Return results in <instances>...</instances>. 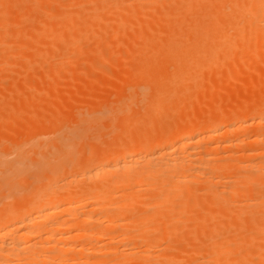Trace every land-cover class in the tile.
I'll use <instances>...</instances> for the list:
<instances>
[{"label":"rangeland","instance_id":"rangeland-1","mask_svg":"<svg viewBox=\"0 0 264 264\" xmlns=\"http://www.w3.org/2000/svg\"><path fill=\"white\" fill-rule=\"evenodd\" d=\"M33 1L30 2L28 0H9L7 2V4H5V2L0 3V30H1L0 31V67H1L0 68V79H1L0 80V88H1L0 89V98H1L0 99V109L1 110L3 109L2 111L0 110L1 111L0 115H2V116H0V156H1V158H4V159L6 158L5 160H9L7 162H10V161L12 162L13 160L16 159V156L13 153H14V151L18 150L19 148H21L23 150L25 155L28 154V157H29V158H27L28 163H30L31 161L34 162L40 158L51 157V156L56 157L62 151V148L64 147V145H66L65 147H67V144L69 145V142L71 144V141H73L72 144L69 146L73 147L74 148L73 150H75L76 152L74 151L73 157H71L70 159H68L66 161L67 164L65 165V169L61 171L63 174L61 172H60L61 175L58 174V175L62 176V178H63L64 176L66 177V172H67V174L69 172L70 173H75V172L78 173V171H74V170H76V169L78 170L79 166L81 167V165H83L85 163L87 164L88 162H90L93 159V157H92L93 154H95V153L98 154V156H100V154L105 155V154L111 153L114 156V158H117L116 156L119 154V152L121 153L123 149H125L126 147H128L129 145L132 144V141H131V140H133V139H131L132 137L134 138L136 143H140V141L142 140L143 137H144L143 139H145V138L153 139L157 135H159L162 128L172 126V123L174 125V122L177 123V122H179V120L184 119V118L191 119L192 118V117L190 118L191 115H193L194 121L202 120V119L210 120L209 121L210 124H213L214 122L216 123L217 119H222L221 116H223V117L227 116L225 118V122L228 121L227 123L231 124L229 122L235 121V120L231 121L232 119H230V116H232L233 114H239L238 120L244 121L245 119H248V118L251 119V117L254 118L255 115H256V117H258L259 112H262L259 109L264 108V58H263L264 57L263 56L264 55V46H263L264 45V35H263L264 34V21H262V20H261V22L259 21L260 24L258 23V21L254 22L256 24H254L252 22L254 24V27H255L254 30L257 32V33L255 32V34H257V35L250 33L249 31L246 32V30H249V27L252 25V23H250L249 25L245 24L247 22H245V23L243 22L242 25L240 24L241 25L240 28L244 29V30L239 29L241 31L240 33L241 34L243 33L242 34L243 36L241 34H237L239 30L238 31L236 30L237 33H234L235 29L233 27H236V26L239 27V26H238L237 22H235L233 24V22H230L231 20L229 21V19H231L230 17L232 16L231 10L228 9V11L226 10L227 12L223 11L225 8L224 7H223L224 9L220 8L219 7L220 4L219 5L217 4V3H219L220 0H217V1L216 0H205V1L203 0L204 2L208 3V5L201 0V3L203 2V4H204L203 6L198 1H197V3H199V4L195 3L192 6L191 3L188 2V0H181V1L180 0H163V1L158 0V3H157V0H151V1H149V0H145V1L144 0H135V1L134 0H90V1L89 0H72V1L71 0H35L33 3L34 5L32 4ZM183 1H184L185 6L190 4L187 6V8H189L188 10L185 9L186 7H184L185 10L183 9V6H182V5H184ZM25 2L27 4H25ZM143 2H144V4H143ZM146 2L147 3L151 2V3L145 4ZM152 2L155 4H153ZM18 3H19V5H18ZM67 3H69V4H67ZM132 3H134V5H133L134 8L132 6ZM160 3H161V5H160ZM214 3H216L215 4L216 6L218 5L219 10H217ZM172 4L173 5L175 4V8L173 7ZM9 5H11V6H9ZM194 5H197V6H194ZM136 6L138 7L137 8L138 11H136L137 10ZM140 6L142 7V9L140 8ZM6 7H7V9H6ZM124 7H127V8H124ZM130 7H131L132 11H130L131 10ZM210 7H211V9L216 8L217 11H214V10L212 11L210 9ZM194 8H196V9H194ZM146 9H148V10H146ZM207 9H208V11H207ZM133 10H134V12H133ZM182 10H184V11H182ZM115 11H117V12H115ZM118 11H119V13H118ZM150 11L152 13H150ZM162 11L163 12L166 11L169 14L164 12V15H165L164 16ZM177 12H179L180 14ZM216 13H217V15L219 14L218 15L219 17L216 15ZM228 13H229V15H227ZM138 15L141 19L139 17H137V18L135 17ZM143 15H146V16H143ZM224 15L227 18H225ZM155 16H156V18H155ZM167 16H169L168 18H170V17H174V18H170V19L167 18V20H166ZM131 20H133L134 22H131ZM157 20H158V22H157ZM66 22H68V24L69 23L70 24L68 25ZM119 22H121V23H119ZM197 23H198V25H197ZM223 23L226 25H224ZM211 24H212V26H211ZM229 24H233V25H229ZM125 26H127V27H125ZM123 28H124V30H123ZM198 29L200 30L201 33L198 31ZM202 29H205V30L203 31ZM227 29H229V30H227ZM236 29H238V28H236ZM64 30H66V32ZM115 32H118V33H115ZM223 32L226 33L227 36H226V34H224L225 36H223ZM215 34L219 37H217ZM197 35L200 37H198ZM203 35H206V36H203ZM220 35H221V37H220ZM246 35H248V37ZM190 36H192V37H190ZM193 36H195V37H193ZM201 36H202V38L203 37L204 38L202 39ZM212 36L214 38L215 37H217V38L213 39ZM233 36H234V38H233ZM237 37L244 39L243 40L244 42L241 41L242 39H237ZM261 37H263V38H261ZM112 38H113V40L115 39L114 40L115 42L112 40ZM228 39H229V42H228ZM235 39H237V40H235ZM94 40H96V41H94ZM82 41H84V42H82ZM10 42H12V43H10ZM211 42L214 46L211 44ZM32 43H34L35 45H33ZM181 44H182V46H180ZM232 44H234V45H232ZM33 46H34V48H33ZM173 46H174V48H173ZM200 46H201V48H199ZM215 47L217 49H215ZM207 48H209L210 52L206 51ZM201 50H202V53H205V54L202 55L200 53ZM102 51H103V53H102ZM213 51H214V53L216 52L214 59H215V61L218 60L219 64L216 63L217 61L216 62L212 61L213 57L211 60L210 56H211V53ZM184 52H186V53H184ZM123 53L125 56L122 55ZM191 53H193V54H191ZM196 54H197V56H196ZM205 55H206V57H204ZM115 56H117V57H115ZM234 56H235V58H234ZM194 57H196V58H194ZM208 57H210V60ZM184 59L186 62H184ZM201 59H202V61H201ZM199 60H200V63H199ZM226 60H227V63H226ZM209 61L216 63V65H214V64H212V65L216 69L217 72L213 71L215 69L213 68V70H212L211 66L210 67L207 66V65H209V64H207V62L210 63ZM55 62H56V64H55ZM187 62H188V64H187ZM135 63H136V65H135ZM211 63H210V65H211ZM221 63H223V64H221ZM26 65H27V67H26ZM50 65H51V68H50ZM4 66H6V67H4ZM8 66H10V67H8ZM67 66H69V67H67ZM202 66L206 67V68L208 67V69H206V68L202 69ZM193 67H196V68L193 69ZM197 67L201 68L203 71L198 69ZM237 67H238V69L240 68L239 71H238ZM218 68H219V71H218ZM196 69H198L201 72H199ZM192 70H194V71L192 72ZM209 70H210V72H209ZM235 70H237V71H235ZM261 70L263 71L262 73H260ZM124 71H125V73H123ZM205 71H206V73L204 74ZM221 71H223V72H221ZM7 73H9V75ZM10 74H12V75H10ZM51 74H52V76H51ZM188 74H190L191 76H189ZM210 74H211V76H210ZM213 74H214V76H213ZM228 74H229V76H228ZM45 75H47V76H45ZM169 75H170V77H168ZM192 75L195 76V78ZM203 75H204V77H203ZM254 75L256 77H254ZM181 76H183V77H181ZM186 76H187V79H185ZM242 76L244 78H242ZM120 77L121 78L123 77V78L121 79ZM228 77L231 79H229ZM24 78H26V79H24ZM38 78H40V81ZM55 78L57 79V81L55 80ZM193 78H194V81H193ZM202 78H205V79L203 80ZM247 78H248V80H247ZM211 80H215V81L211 82ZM222 80L224 82H222ZM228 80H230V81H228ZM112 81H114V82L112 83ZM126 81H129V82H126ZM186 81L187 82L189 81V83H186ZM191 81L195 82L194 83L195 87H194L193 83L191 85ZM202 81L203 82L205 81V82L202 83ZM206 81L210 82V84L208 83V85H207ZM246 81H247V83H246ZM4 82H7V83H4ZM180 82H181V84H180ZM200 82L202 83L201 85H200ZM216 82H217V84H215ZM162 83H163V85H162ZM182 83H183V85H182ZM71 84H74V85L71 86ZM197 84H198V86L196 87ZM209 85H211V86H209ZM216 85H218V86L216 87ZM201 86L204 87L203 89L204 90L206 89L207 92L203 91ZM243 86H244V88H243ZM41 87H43V89H41ZM151 87H153V88H151ZM245 87H246V89H245ZM254 87L256 90H254ZM95 88H97V89H95ZM104 88L107 89L108 91L103 90ZM128 88H130V89H128ZM212 88L216 93L214 91H213L214 93L212 92ZM177 90L179 93L177 92ZM243 90H245V91H243ZM202 91L204 93H201ZM26 92H27V94H26ZM192 92H194L196 95ZM198 92H200V94ZM6 93H8V94H6ZM36 93H38V97H37ZM162 93H164L165 95H163ZM168 93H170V94H168ZM205 93H206V95H205ZM33 94H36V95H34V99H32ZM103 94L106 95V98ZM184 94H186V95H184ZM189 94H193V95L191 96ZM202 94L204 96H202ZM176 95H178V96H176ZM199 95L201 98L198 97ZM39 96H40V98H39ZM161 96L166 97L165 99L163 98L164 100H162V102L164 101V103L166 105L171 104L172 106L169 105L166 107V109H165V107L164 108L162 107L164 109V111H162L163 114L161 112L158 113L160 115L159 116L158 114L156 115L154 113V112H156L157 109L154 110L153 107H156L157 104H158L157 106L161 107L159 104L161 102L160 101ZM196 96H197V99H196ZM209 96L210 97L212 96L211 99L209 98ZM19 97L20 98L22 97L21 99L24 98V101L21 102V99ZM25 97H27V98H25ZM185 97L188 98V100H184V99H186ZM218 97H219V99H217ZM179 98H181V100H178ZM41 99H44V101ZM175 99L178 100V103H180V105H181V103H183L182 106L185 105L184 102L186 101L185 102L186 105L183 107V108H185L184 112L186 111L185 114L184 113L182 114V112H179V110L180 111H183V110L180 109L181 106L178 107V105H176L178 103L176 102ZM193 99L195 100V103L197 106L195 104L193 105ZM199 99H201V100H199ZM204 99L209 102V105L207 104L206 101L205 102L203 101ZM223 99L226 101H224ZM35 100H37V101H35ZM165 100H167V101H165ZM170 100H171V102H170ZM182 100H184V102H181ZM6 101L8 103H6ZM25 101H27V102H25ZM190 101H191V103H190ZM71 102H72V104H71ZM173 102L175 103L176 106H173L174 105ZM34 103H36L35 104L36 108L34 107ZM53 103H56V104H53ZM66 103L68 105H66ZM227 103H229V104H227ZM41 104L44 108L41 106ZM161 104L163 105V103H161ZM251 104L253 105V107L251 106ZM215 105H217V106H215ZM224 105H226V106L224 107ZM3 106H4V108H3ZM6 106H7V108H6ZM27 106H28V108H27ZM194 106H196V107H194ZM212 106H214V107H212ZM216 107H217V109H216ZM34 108H35V110H34ZM48 108L51 109V111H48ZM63 108H65V109H63ZM79 108L81 111L79 110ZM175 108H177V109L179 108V110L176 112L177 109L175 110ZM190 108H192V110ZM4 109L6 111H4ZM46 109H47V111H46ZM73 109H74V112H73ZM129 109H131L132 111ZM219 109L221 110V112L225 111V112H222L224 114L221 116H219L220 114H222V113H220ZM244 109H245V111H244ZM255 109H256V111L254 112ZM11 110H13L14 112ZM29 110H30V112H29ZM42 110H43V112H42ZM61 110L63 111V113ZM65 110H66V112L64 113ZM216 110H219V112ZM15 111H16V113H15ZM126 111H128V112H126ZM152 111H153V114L156 115V116H154L156 119L154 117L150 119V117H152L151 116ZM189 111H192V112H189ZM238 111H239V113H238ZM39 112H40V114H38ZM20 113H23V114H20ZM198 113H199V117H198ZM218 113H220V114H218ZM229 113H231L232 115H228ZM241 113H243V116H241L242 115ZM11 114H12V116H11ZM25 114H26V116H22ZM9 115H10V117H9ZM15 115H17V117ZM75 115H76V117H75ZM183 115H185V116L183 117ZM30 116H32V117H30ZM148 116H149V118H148ZM5 117L7 120L8 119L9 120L7 121L5 119ZM179 117H181V118L179 119ZM88 118H90V119H88ZM161 118H162V120H161ZM146 119H147V121H146ZM170 119L171 120L173 119L172 120L173 122ZM175 119H178V121ZM76 120H78V121H76ZM11 121H13V122H11ZM28 121L31 124V126H33L32 129H31V126L28 123ZM80 121H81V123H80ZM96 121H97V123H96ZM168 121H171V123ZM61 122H63V123H61ZM21 123H22V125H21ZM151 123L153 124V126ZM19 124H20V126H19ZM61 124L62 125L64 124L63 125L64 127ZM5 125H7V128ZM9 125L12 128L10 130L8 129ZM28 125L30 127L29 129L35 130V131H33V132L31 131L32 132L31 133L30 130L28 129ZM145 125H147V126H145ZM59 126H60V128H58ZM253 126H249L247 128L248 132L246 130H245L246 132L243 130V131H241V133H246L245 135H247V134L251 135L254 133H258V132H264V126H260L258 124L257 125L255 124ZM87 127L90 128V131H87L86 133H84L85 132L84 131L83 132L84 134H82L81 131H83V128L86 130L89 129ZM92 127H94L95 129ZM150 127H153V128H151L150 130L147 129ZM13 128L15 130H18L19 132L15 133V130ZM157 128H161V130L157 129ZM154 129H155L156 133L154 132ZM24 130H25V132H24ZM114 130H116V131H114ZM151 130H153V131L150 132ZM157 130L158 131L160 130V132H158ZM131 131H132V133H130ZM95 132L96 133L99 132V133H97L95 135V134H93ZM20 133H21V135H19ZM80 133L82 134V137H81ZM150 133H153L154 136H153V134L151 136ZM89 134H92L93 137ZM140 134L141 135L143 134L142 138H141ZM23 135H24V138H23ZM83 135H85V138ZM228 135L232 137V134L230 135V133H228ZM8 136H10V138ZM76 136H78V137H76ZM224 136L228 138L227 133H226V135L224 134ZM247 136H244L241 138L244 139ZM75 138L78 139L77 143H76ZM32 139H33V142H31ZM39 139H41V140H39ZM71 139H73V140H71ZM94 139H96V140H94ZM139 139H141V140H139ZM78 141H81L82 143L78 142ZM128 141L130 142V144ZM56 142H58V144ZM62 142L64 143V145L62 146V148H60L61 147L60 145H62ZM65 143H67V144H65ZM246 144H248V146L246 145L245 149L247 147L249 149V151L246 149L248 152L244 153L242 155V157L245 160L247 159V161H249V162H247L248 165L249 164L254 165V167L251 165L254 169L256 168L254 174H256L258 172L260 175L259 171H264V169H263L264 155L263 156H252L253 153L251 154L250 152H251V150H252V152L257 151L258 148L261 149V146L258 147L259 146L258 142H255V143L252 142V144H251V142H247ZM261 145H262V143H261ZM262 146H264V144ZM32 147H33V149H32ZM255 148H257V149H255ZM253 149H255V150H253ZM234 150H235V148H234ZM236 150H237V148H236ZM240 150H237V152H239ZM243 150H244V147H243L242 151ZM246 150H244V151H246ZM261 150H264V149H261ZM248 153H250V155ZM118 157H120V155H118ZM242 157H241L242 161H245ZM241 159H240V161H241ZM72 161H73V163H72ZM85 161H87V162H85ZM260 164L261 165L263 164V165L261 166ZM32 165H33L32 166V168H33L34 164H32ZM71 166H73V168H71ZM250 167H248V168H250ZM252 167L250 169V172H251V170H254V169H252ZM260 167L263 170H260L261 169ZM242 169H240V170H242ZM240 170H239V172H242ZM245 170L246 169H244V172L248 171V173H250L249 170H247V171H245ZM240 174H242V173H240ZM243 174L244 175H241V176H245V173H243ZM58 175H57V177L55 176L54 178H52V180L53 179L57 180V178L60 179L59 178L60 176L58 177ZM251 175H252V173H251ZM262 175H264V173L261 174V176ZM242 178L244 179V177H242ZM231 179H233V176L231 177ZM234 179H233V181H234ZM47 181L45 183H47ZM230 181L231 180H229L228 178H224V181L222 180L223 185H220V187L221 186L222 187L219 188V191L221 190L223 192L225 189H227L225 187L229 186ZM25 184L27 186L24 185V187H26V189H24V191L27 190V188H29V187H31V188L33 187V186H30L33 183L31 180H29V178H28V182H26ZM40 184L42 185V183H40ZM224 184L225 185L228 184V186H224ZM35 186H39V185H35ZM223 186H224V188H223ZM19 187L23 189V187H21V186H19ZM240 188H241V186H240ZM3 191H4V189L1 188V186H0V193H2ZM224 192H223V194H227ZM263 192H264V190H263ZM20 193L23 194L24 192H20ZM22 194H20L19 197L16 196V198L8 196L10 199L9 198L4 199L3 202H5V203H4V205H2L3 202H2V204H0V205H2V206H0V211L2 210L3 213H4V210H5V213L8 212L7 210H9V206L14 205L15 199H16L15 206H20L21 205L20 203L21 202L23 203L25 201V199H24V201L22 200L25 197V196L23 197ZM244 195H246L248 199L246 198V196L244 197ZM250 195H251V197H249ZM252 195L253 194H251V193L240 194L237 197H234L235 200L233 197H230V199L227 198V200L224 198L225 199V202L223 200L224 207H226L227 205H228L227 207H229V204L231 206V203L234 204L236 202V204H239V205H236L237 207H235V205H234V207L237 208V211H240L241 208L239 209L238 206L241 205V207H243L244 204L246 205L247 203H249V204L255 203L253 201H254L256 195L255 194H254L255 196H252ZM21 197H23V198H21ZM239 197H241V198H239ZM185 198L186 197H182V198H179L178 200L181 199L180 200V203H181V201L183 199H184V201L187 200ZM17 199H19V201ZM243 199H245L246 202ZM240 201L245 202V203H241ZM148 202L150 204L151 201H148ZM187 202L188 201H186V203ZM226 202H227V204L225 206ZM147 203H145V204H147ZM177 203H178V201H177ZM180 203H178V204H180ZM142 204H144V203L140 202V204L136 203L134 205L135 207L137 205H139V206L141 205V208L138 206L136 207L137 209L140 208V210H137L134 208H133L134 210L131 208L128 209V210H130V211L127 210L130 213L129 215H132L136 211L137 216L140 217L142 220V218H143L142 216L145 214V213L143 214V212L145 210H143L142 212H141V210L146 208V206H148V205L145 206ZM168 204H170V203H168ZM166 205H167V203H166ZM169 206H171V204ZM219 206L216 209L218 212L214 213V215H212L211 218L207 217L205 219L206 223L202 225L203 228H201V227L199 229L196 228V231H194L195 228L193 230V227H195V224H193L192 220H194L197 213H201V211H199V212H197V211L199 209L203 211V209L201 206H198V210H197V207H193V209L190 208V210L192 209V211H190L191 213L188 214L189 217H187V216L186 217L188 218V221L191 224L187 223L188 226H186V225L184 226V227H186L184 229V232H182L183 229H181V230L177 231V233H175L176 235L171 234L172 236H170L171 238L169 241H168V238L166 241L163 240L162 238H159L160 233H162V231H164L163 227H165V224H164V222L163 223L162 222L156 223L159 221V220L156 221L157 218L159 219V214H157L158 212L153 213V210H152V212H148L146 214V215H148L149 213L150 214L152 213L151 214L152 219L156 218L152 222V223H156L152 227V229H150L149 231H145V233H144L143 231L140 230L141 228L138 229L139 227L133 228V224L136 226L135 222L138 221V219L135 221V219L138 217H136V213H134L133 215H135L136 218L134 216H132L135 219L133 218L131 221H128L130 226L127 227V229H125V231L129 233L132 230L135 233L134 234L135 236L136 235L137 236L138 235H146V233L151 234L154 237L158 236L159 240L162 239V241H164L163 244H161V243L159 244L160 250L163 249L165 253L168 252L169 254H171L173 259L175 260V262L180 260L181 264H188V263H190V257H193V258L195 257V259L198 257L199 261H203V260H205V256H207V254H208L207 250H206V248L208 246H206V248H205V245H208L207 243L211 239L209 237H212V239L214 241V240H216V238L218 236L219 237L221 236L224 238L226 237L229 239L230 235H231V237L234 238V240L239 241L238 239H240V237H242V235L241 234L239 235L238 231H240V232L243 231V228L245 229V227H247L246 225H248V222H246V221L249 219V217L248 218L246 217L245 218L246 221L244 223H242L243 225L241 224V225L237 226V228L235 225L228 224L229 222L227 223V221L230 220L229 219L230 217L224 216L222 213H221L222 215L219 214V212L223 211V209H224V207L221 209L222 205H219ZM2 207H4V208L2 209ZM166 207L164 208V210L169 212V210ZM227 207H226V209H227ZM234 207H232L234 212L232 211L231 208L228 209V211L230 210L229 212L231 213V215L234 214V216H235V214H236L238 216L239 212H237V211L235 212ZM243 208H245V206ZM249 208H251V206L247 207V209L246 208L245 209L248 210ZM226 211L227 210H225V212ZM1 212H0V215L2 214ZM138 212H139V214L142 213L141 214L142 216L138 215ZM5 213H4V215H5ZM101 213H102V211H101ZM159 213H161V212H159ZM166 213H164V214H166ZM241 213L243 214V212H241ZM99 216H101L100 213H99ZM151 216H149V217H151ZM213 216L214 217L216 216L217 218H214ZM220 216H222L225 220L223 218H222L223 219L222 220ZM237 216H235V217H237ZM181 218L184 219V217H182V216H181ZM181 218H178V220ZM143 219L146 220L145 217ZM182 219L179 221H182ZM216 220H218L219 222L218 221L216 222ZM221 220H222V222H220ZM232 220L234 221V217H232ZM232 220H231V222H232ZM256 220L258 221V218L255 219V221ZM209 221L210 222L215 221V222L209 223ZM249 221H250V219H249ZM204 222L205 221H203L202 223H204ZM250 222H252V220ZM252 223H254V221ZM211 224L212 225L214 224L215 227L212 226ZM218 224H220V225H218ZM204 225H205V227H204ZM228 225H230V227ZM221 226L224 228H221ZM218 227L220 228L219 232L222 230V233L224 232L223 234H221V232H220L219 234H216L217 236H215V235H213L212 232H211V234L209 233V231H211L212 229H215L214 231L216 232V228H218ZM249 228H250V225H249ZM249 228H248V231L250 232L252 227L250 228V230H249ZM208 229H211V230L207 231ZM237 229H238V231H236ZM128 230H130V231H128ZM246 230L247 229L244 230V233L243 232H241V233L243 235L245 233H248V231H246ZM132 231H131V233H132ZM139 231H141V232H139ZM204 231H207L206 233L209 235V237L206 236L207 234H205ZM153 232H155V233H153ZM201 232L206 237L202 236V234H200ZM178 233H181V234L177 235ZM216 233H218V231ZM250 233H252V231ZM193 234H195V235H193ZM228 234H229V236H228ZM249 234H247V235H249ZM137 236H136V238H138ZM197 237H198V239H197ZM219 237L217 238L218 241H220L219 239H221V237L220 238ZM237 237H239V238H237ZM245 237H246V234H245ZM251 237H253V236L251 235L250 238ZM224 238H222V239H224ZM226 238L224 240L228 241ZM139 239H142V238L139 237ZM139 239H137V240H139ZM212 239L210 240L211 242H212ZM78 240H80V239L74 240L77 243H75L74 241H72V242H74L75 244H79V242H81V241L78 242ZM137 240L135 239V241H137ZM248 240H249V238H248ZM91 241H92V239H91ZM135 241L131 242V244L128 242L131 246H133V247H131L129 245L131 247L130 249L135 250V248H136V250H140V249H142V247H144V246H142V243H141L142 240H140L139 242L137 241V243H138L137 245L134 244ZM198 241L201 244L198 243ZM229 241H231V240H229ZM251 241L250 242L248 241V243L250 244ZM253 241L255 242L256 240H254V238H253ZM245 242H244L245 246L248 247L247 246L248 243L246 245ZM120 243H122V242H120ZM120 243H118V244H120ZM125 243L126 242H124V244ZM128 243H127V245H125L127 247H124V244L122 243L123 247L129 248ZM256 243H258V242L256 241L255 244ZM92 244L95 245L96 241H93ZM115 244H112L110 246V249H107L108 248L107 247L104 250V252L103 251L102 252L97 251L99 254L97 252H96L97 254H93V251H90L92 253L91 254L92 256L91 255H89V256H91L92 260L89 259V257L87 258L88 254H90V253H88L85 256L86 258L85 257L84 258L89 259L91 261L90 262L88 260V262H89V263L87 262L88 264H105V263L106 264H118L117 261L115 260L116 257H114V259L112 257L114 254H116L115 253L116 251H114V250H117V248L114 249ZM118 244H117V247H118ZM132 244H134V245H132ZM90 245L91 244L88 243L87 247ZM156 246H158V245H155V247ZM250 246H252V245H250ZM120 247H118V248L120 249ZM161 247H162V249H161ZM252 247L254 248L255 246H252ZM256 248L257 247H255L253 250L257 252L259 247H258V249H256ZM106 250H108V251H106ZM156 250H157V247L155 249H153V252L156 255H158L161 252L160 255L162 258L165 256L168 257V254H166L165 256L162 255V254H164V253H162L163 250L162 251H160V250L156 251ZM239 250H237V252H233L234 255H236L235 253L238 254V252H240V253L242 252ZM188 251L189 252L193 251V253L191 252V254H194V252L196 254L191 256L188 254L189 253ZM156 252H158V254ZM233 253H231V254H233ZM250 253H251V250L249 251L248 255ZM71 254H73V256H74V253H71ZM186 254H188V255H186ZM70 255H69V258H71ZM75 255H76V253H75ZM77 255L79 256L81 254L77 253ZM77 255H76V257H78ZM182 255H184V256H182ZM255 255L256 254L252 255V257H254ZM188 256H190V257H188ZM250 256H251V254H250ZM76 257H74V258L77 260H80L81 263H82V261L84 263H85V261H87V260L79 259L80 256H79V258H76ZM181 257H183V258H181ZM74 258H71V259L73 260ZM93 258L95 260H93ZM187 258H189V259H187ZM202 258H204V259H202ZM261 258H262L263 262L260 261ZM261 258L258 260V263L264 264V259H263L264 257H261ZM72 260L70 261V263H74V261H72ZM77 260H75V261H77ZM185 261H186V263H184ZM180 262L178 261V263H180ZM133 264H135V263H133ZM138 264H141V262H138ZM142 264H143V262H142Z\"/></svg>","mask_w":264,"mask_h":264},{"label":"bare ground","instance_id":"bare-ground-1","mask_svg":"<svg viewBox=\"0 0 264 264\" xmlns=\"http://www.w3.org/2000/svg\"><path fill=\"white\" fill-rule=\"evenodd\" d=\"M9 0H0V3H4L7 4ZM28 1H33V0H28ZM35 1V0H34ZM34 1L32 2V4L34 3ZM72 1V0H71ZM90 1V0H89ZM135 1V0H134ZM133 1V2H134ZM145 1V0H144ZM151 1V0H149ZM163 1V0H162ZM181 1V0H180ZM197 1L199 3H201V0H188L189 3H191V5L193 6V4H199L197 3ZM203 1V0H202ZM205 1V0H204ZM203 1V2H204ZM217 1V0H216ZM13 2V1H12ZM15 2V1H14ZM68 2V1H67ZM74 2V1H73ZM137 2V1H136ZM135 2V3H136ZM139 2V1H138ZM203 2L201 3V5L203 6ZM215 2V1H214ZM72 3V2H71ZM105 3V2H104ZM151 3V2H149ZM149 3H145V4H149ZM153 3V2H152ZM158 3V0H157ZM178 3V2H177ZM181 3V2H180ZM206 3V2H204ZM25 4H27L25 2ZM69 4V3H67ZM73 4V3H72ZM114 4V3H113ZM144 4V2H143ZM155 4V3H153ZM182 4V3H181ZM184 4V1H183ZM208 5V3H206ZM205 4V5H206ZM216 3H214L215 5ZM218 5L220 4V8H223V11H228L231 10V19H229L230 22H233V24L235 22H237L238 26L237 27H233L235 29L234 33H237V31L240 30H244L243 28L241 29L240 26L243 24V22H247L245 24L249 25L250 23H254L255 21H258V23L260 24L261 20L264 21V0H220L219 3H217ZM19 5V3H18ZM34 5V4H33ZM92 5V4H91ZM100 5V4H99ZM134 5V3H132V6ZM151 5V4H150ZM159 5V4H158ZM161 5V3H160ZM173 5V4H172ZM180 5V4H179ZM187 5V4H186ZM190 5V4H188ZM187 5V6H188ZM210 5V4H209ZM218 5L216 6L217 10L218 9ZM11 6V5H9ZM131 6V5H130ZM166 6V5H165ZM183 9L184 7H186L185 9H189L187 8V6L182 5ZM197 6V5H194ZM8 7V6H7ZM6 7V9H7ZM24 7V6H23ZM69 7V6H68ZM168 7V6H167ZM173 7L175 8V4L173 5ZM181 7V6H180ZM190 7V6H189ZM208 7V6H207ZM214 7V6H213ZM13 8V7H12ZM102 8V7H101ZM127 8V7H124ZM134 8V6H133ZM138 7L136 6V9ZM140 8L142 9V7L140 6ZM153 8V7H152ZM162 8V7H161ZM205 8V7H204ZM215 9H210L213 11H217ZM9 9V8H8ZM60 9V8H59ZM131 9V7H130ZM129 9V10H130ZM158 9V8H157ZM184 9V10H185ZM196 9V8H194ZM78 10V9H77ZM124 10V9H123ZM148 10V9H146ZM145 10V11H146ZM175 10V9H174ZM173 10V11H174ZM178 10V9H177ZM182 10V11H184ZM186 10V11H187ZM222 10V9H221ZM132 11V9L130 10ZM138 11V9L136 10ZM152 11V10H151ZM150 11V13H152ZM154 11V10H153ZM158 11V10H157ZM208 11V9H207ZM222 11V12H223ZM226 11V12H227ZM59 12V11H58ZM61 12V11H60ZM117 12V11H115ZM122 12V11H121ZM134 12V10H133ZM148 12V11H147ZM146 12V13H147ZM161 12V11H160ZM163 12V11H162ZM166 12V11H164ZM163 12V15H164ZM169 12V11H168ZM210 12V11H209ZM119 13V11H118ZM145 13V12H144ZM149 13V12H148ZM147 13V14H148ZM167 13V12H166ZM179 13V12H177ZM220 13V12H219ZM95 14V13H94ZM97 14V13H96ZM101 14V13H100ZM123 14V13H122ZM130 14V13H129ZM132 14V13H131ZM169 14V13H167ZM180 14V13H179ZM210 14V13H209ZM208 14V15H209ZM214 14V13H213ZM5 15V14H4ZM23 15V14H22ZM215 15V14H214ZM217 15V13H216ZM219 15V14H218ZM217 15V16H218ZM229 15V13L227 14ZM19 16V15H18ZM30 16V15H29ZM49 16V15H48ZM96 16V15H95ZM105 16V15H104ZM130 16V15H129ZM146 16V15H143ZM152 16V15H151ZM165 16V15H164ZM205 16V15H204ZM213 16V15H212ZM5 17V16H4ZM12 17V16H11ZM50 17V16H49ZM124 17V16H123ZM136 18L139 17L135 16ZM169 16L166 17V20ZM181 17V16H180ZM179 17V18H180ZM211 17V16H210ZM215 17V16H214ZM219 17V16H218ZM225 17V15H224ZM6 18V17H5ZM71 18V17H70ZM73 18V17H72ZM134 18V17H133ZM140 18V17H139ZM156 18V16H155ZM170 18H174V17H170ZM168 18V19H170ZM227 18V17H225ZM97 19V18H96ZM132 19V18H131ZM141 19V18H140ZM158 19V18H157ZM209 19V18H208ZM235 21H234V20ZM125 20V19H124ZM128 20V19H127ZM136 20V19H135ZM177 20V19H176ZM199 20V19H198ZM211 20V19H210ZM222 20V19H221ZM220 20V21H221ZM95 21V20H94ZM119 21V20H118ZM126 21V20H125ZM130 21V20H129ZM150 21V20H149ZM191 21V20H190ZM215 21V20H214ZM225 21V20H224ZM260 21V22H259ZM131 22H134L133 20H131ZM158 22V20H157ZM207 22V21H206ZM223 22V21H222ZM242 22V23H241ZM68 24V22H66ZM97 23V22H96ZM121 23V22H119ZM213 23V22H212ZM249 27V30H246V32H250L255 34V27H254V23ZM70 24V23H69ZM68 24V25H69ZM95 24V23H94ZM124 24V23H123ZM137 24V23H136ZM154 24V23H153ZM224 24V23H223ZM233 24H229V25H233ZM241 24V25H240ZM244 24V25H245ZM263 24V23H262ZM96 25V24H95ZM198 25V23H197ZM207 25V24H206ZM226 25V24H224ZM193 26V25H192ZM210 26V25H209ZM212 26V24H211ZM246 26V25H245ZM261 26V25H260ZM39 27V26H38ZM127 27V26H125ZM130 27V26H129ZM232 27V26H231ZM230 27V28H231ZM182 28V27H181ZM208 28V27H207ZM238 28V29H236ZM247 28V27H246ZM133 29V28H132ZM263 29V28H262ZM96 30V29H95ZM124 30V28H123ZM175 30V29H174ZM203 31L205 29H202ZM201 30V31H202ZM229 30V29H227ZM237 30V31H236ZM238 31L237 34H241V31ZM258 30V29H257ZM1 31V30H0ZM66 32V30H64ZM99 31V30H98ZM181 31V30H180ZM198 31L200 32V30L198 29ZM216 31V30H215ZM233 31V30H232ZM147 32V31H146ZM226 32V31H225ZM228 32V31H227ZM7 33V32H6ZM118 33V32H115ZM151 33V32H150ZM183 33V32H182ZM201 33V32H200ZM206 33V32H205ZM220 33V32H219ZM232 33V32H231ZM230 33V34H231ZM257 33V32H256ZM262 33V32H261ZM52 34V33H51ZM50 34V35H51ZM180 34V33H179ZM199 34V33H198ZM222 34V33H221ZM223 32V36H225ZM243 34V33H242ZM241 34V35H242ZM249 34V33H248ZM263 34V33H262ZM4 35V34H3ZM44 35V34H43ZM113 35V34H112ZM160 35V34H159ZM201 35V34H200ZM207 35V34H206ZM203 35V36H206ZM212 35V34H211ZM216 35V34H215ZM240 35V36H241ZM257 35V34H255ZM264 35V34H263ZM34 36V35H33ZM79 36V35H78ZM122 36V35H121ZM198 36V35H197ZM217 36V35H216ZM227 36V34H226ZM243 36V35H242ZM245 36V35H244ZM248 37V35H246ZM259 36V35H258ZM85 37V36H84ZM117 37V36H116ZM192 37V36H190ZM195 37V36H193ZM200 37V36H198ZM213 37V36H212ZM219 37V36H217ZM215 37V38H217ZM221 37V35H220ZM6 38V37H5ZM39 38V37H38ZM109 38V37H108ZM164 38V37H163ZM176 38V37H175ZM202 38V36H201ZM204 38V37H203ZM202 38V39H203ZM211 38V37H210ZM213 37V39H215ZM224 38V37H223ZM234 38V36H233ZM258 38V37H257ZM263 38V37H261ZM61 39V38H60ZM98 39V38H97ZM226 39V38H225ZM230 39V38H229ZM228 39V42H229ZM237 39H242V38H238ZM235 39V40H237ZM248 39V38H247ZM260 39V38H259ZM6 40V39H5ZM11 40V39H10ZM84 40V39H83ZM113 40V38H112ZM115 40V39H114ZM113 40V41H114ZM195 40V39H194ZM244 39H242L241 41H243ZM7 41V40H6ZM9 41V40H8ZM96 41V40H94ZM232 41V40H231ZM240 41V40H239ZM260 41V40H259ZM31 42V41H30ZM43 42V41H42ZM84 42V41H82ZM104 42V41H103ZM115 42V41H114ZM136 42V41H135ZM195 42V41H194ZM198 42V41H197ZM196 42V43H197ZM208 42V41H207ZM215 42V41H214ZM213 42V43H214ZM233 42V41H232ZM12 43V42H10ZM201 43V42H200ZM217 43V42H216ZM223 43V42H222ZM33 45H35L34 43H32ZM31 44V45H32ZM98 44V43H97ZM173 44V43H172ZM207 44V43H206ZM212 44V42H211ZM225 44V43H224ZM228 44V43H227ZM262 44V43H261ZM185 45V44H184ZM196 45V44H195ZM202 45V44H201ZM210 45V44H209ZM213 45V44H212ZM234 45V44H232ZM132 46V45H131ZM182 46V44L180 45ZM208 46V45H207ZM214 46V45H213ZM222 46V45H221ZM228 46V45H227ZM252 46V45H251ZM264 46V45H263ZM163 47V46H162ZM209 47V46H208ZM34 48V46H33ZM174 48V46H173ZM177 48V47H176ZM197 48V47H196ZM201 48V46L199 47ZM203 48V47H202ZM243 48V47H242ZM50 49V48H49ZM55 49V48H54ZM139 49V48H138ZM181 49V48H180ZM187 49V48H186ZM192 49V48H191ZM198 49V48H197ZM215 49H217L215 47ZM56 50V49H55ZM172 50V49H171ZM170 50V51H171ZM196 50V49H195ZM199 50V49H198ZM220 50V49H219ZM224 50V49H223ZM238 50V49H237ZM22 51V50H21ZM57 51V50H56ZM123 51V50H122ZM169 51V52H170ZM174 51V50H173ZM194 51V50H193ZM197 51V50H196ZM200 51V50H199ZM207 52L209 51V48H207L206 50ZM205 51V52H206ZM259 51V50H258ZM29 52V51H28ZM198 52V51H197ZM210 52V51H209ZM220 52V51H219ZM36 53V52H35ZM103 53V51H102ZM186 53V52H184ZM202 55L205 53H202V50L200 52ZM214 51L211 53V60L213 57L212 61H215L214 56L216 54V52L214 53ZM239 53V52H238ZM241 53V52H240ZM38 54V53H37ZM193 54V53H191ZM231 54V53H230ZM2 55V54H1ZM101 55V54H100ZM124 55V53L122 54ZM220 55V54H219ZM224 55V54H223ZM262 55V54H261ZM104 56V55H103ZM125 56V55H124ZM176 56V55H175ZM179 56V55H178ZM197 56V54H196ZM201 56V55H200ZM264 56V55H263ZM117 57V56H115ZM129 57V56H128ZM182 57V56H181ZM186 57V56H185ZM206 57V55L204 56ZM210 57L209 60H210ZM191 58V57H190ZM189 58V59H190ZM196 58V57H194ZM216 58V57H215ZM235 58V56H234ZM264 58V57H263ZM12 59V58H11ZM53 59V58H52ZM61 59V58H60ZM111 59V58H110ZM180 59V58H179ZM186 59V58H185ZM184 59V62H186ZM233 59V58H232ZM231 59V60H232ZM253 59V58H252ZM5 60V59H4ZM18 60V59H17ZM37 60V59H36ZM100 60V59H99ZM188 60V59H187ZM191 60V59H190ZM204 60V59H203ZM230 60V61H231ZM26 61V60H25ZM44 61V60H43ZM189 61V60H188ZM202 61V59H201ZM212 61H209L210 63ZM217 61V62H216ZM215 62L218 63V60H216ZM237 61V60H236ZM18 62V61H17ZM64 62V61H63ZM103 62V61H102ZM193 62V61H192ZM233 62V61H232ZM2 63V62H1ZM5 63V62H4ZM23 63V62H22ZM200 63V60H199ZM210 63L207 62V66H211L212 70H213V65H216V63L212 62L211 65ZM227 63V60H226ZM251 63V62H250ZM28 64V63H27ZM56 64V62H55ZM107 64V63H106ZM188 64V62H187ZM197 64V63H196ZM195 64V65H196ZM219 64V63H218ZM223 64V63H221ZM233 64V63H232ZM8 65V64H7ZM29 65V64H28ZM136 65V63H135ZM241 65V64H240ZM161 66V65H160ZM223 66V65H222ZM234 66V65H233ZM250 66V65H249ZM6 67V66H4ZM10 67V66H8ZM18 67V66H17ZM27 67V65H26ZM69 67V66H67ZM188 67V66H187ZM224 67V66H223ZM1 68V67H0ZM51 68V65H50ZM56 68V67H55ZM138 68V67H137ZM189 68V67H188ZM196 67H193V69ZM198 69L202 70V69L197 67ZM220 68V67H219ZM218 68V71H219ZM28 69V68H27ZM37 69V68H36ZM68 69V68H67ZM70 69V68H69ZM169 69V68H168ZM196 69V70H198ZM208 69V67L206 68ZM215 69V68H214ZM236 69V68H235ZM238 69V67H237ZM240 69V68H239ZM238 69V71H239ZM18 70V69H17ZM52 70V69H51ZM134 70V69H133ZM211 70V69H210ZM209 70V72H210ZM211 70V71H212ZM223 70V69H222ZM227 70V69H226ZM246 70V69H245ZM105 71V70H104ZM108 71V70H107ZM126 71V70H125ZM125 71L123 73H125ZM132 71V70H131ZM194 70H192L193 72ZM199 71V70H198ZM203 71V70H202ZM213 71H216L213 70ZM237 71V70H235ZM22 72V71H21ZM49 72V71H48ZM55 72V71H54ZM57 72V71H56ZM61 72V71H60ZM201 72V71H199ZM198 72V73H199ZM208 72V71H207ZM217 72V71H216ZM223 72V71H221ZM263 71L261 70L260 73H262ZM50 73V72H49ZM52 73V72H51ZM128 73V72H127ZM171 73V72H170ZM206 73V71L204 72V74ZM220 73V72H219ZM238 73V72H237ZM249 73V72H248ZM9 75V73H7ZM31 74V73H30ZM34 74V73H33ZM62 74V73H61ZM113 74V73H112ZM150 74V73H149ZM195 74V73H194ZM239 74V73H238ZM4 75V74H3ZM12 75V74H10ZM122 75V74H121ZM151 75V74H150ZM189 76H191L190 74H188ZM199 75V74H198ZM220 75V74H219ZM223 75V74H222ZM17 76V75H16ZM41 76V75H40ZM47 76V75H45ZM52 76V74H51ZM50 76V77H51ZM55 76V75H54ZM62 76V75H61ZM94 76V75H93ZM193 76V75H192ZM211 76V74H210ZM214 76V74H213ZM229 76V74H228ZM43 77V76H42ZM124 77V76H123ZM122 77V78H123ZM167 77V76H166ZM170 77V75L168 76ZM183 77V76H181ZM195 78V76H193ZM204 77V75H203ZM254 77H256L254 75ZM27 78V77H26ZM24 78V79H26ZM49 78V77H48ZM121 78V77H120ZM121 78V79H122ZM193 78V81H194ZM229 78V77H228ZM238 78V77H237ZM242 78H244L242 76ZM23 79V78H22ZM40 81V78H38ZM44 79V78H43ZM47 79V78H46ZM173 79V78H172ZM184 79V78H183ZM187 79V76L186 78ZM203 80L205 78H202ZM231 79V78H229ZM1 80V79H0ZM34 80V79H33ZM55 80L57 81V79L55 78ZM102 80V79H101ZM124 80V79H123ZM196 80V79H195ZM210 80V79H209ZM242 80V79H241ZM248 80V78H247ZM250 80V79H249ZM44 81V80H43ZM46 81V80H45ZM50 81V80H49ZM180 81V80H179ZM191 81V85L195 82ZM215 81V80H211ZM218 81V80H217ZM230 81V80H228ZM33 82V81H32ZM92 82V81H91ZM114 81H112L113 83ZM129 82V81H126ZM182 82V81H181ZM180 82V84H181ZM198 82V81H197ZM205 82V81H204ZM202 81V83H204ZM222 82H224L222 80ZM254 82V81H253ZM7 83V82H4ZM186 83H189V81ZM200 82V85L202 84ZM208 83L210 84V82L206 81V84L208 85ZM219 83V82H218ZM247 83V81H246ZM256 83V82H255ZM39 84V83H38ZM46 84V83H45ZM51 84V83H50ZM101 84V83H100ZM105 84V83H104ZM115 84V83H114ZM141 84V83H140ZM185 84V83H184ZM217 84V82L215 83ZM229 84V83H228ZM227 84V85H228ZM74 84H71V86ZM113 85V84H112ZM163 85V83H162ZM179 85V84H178ZM183 85V83H182ZM199 85V86H200ZM220 85V84H219ZM223 85V84H222ZM24 86V85H23ZM99 86V85H98ZM198 86V84L196 85V87ZM203 86V85H202ZM201 86V87H202ZM211 86V85H209ZM215 86V85H214ZM218 85H216L217 87ZM95 87V86H94ZM195 87V85H194ZM215 87V88H216ZM6 88V87H5ZM47 88V87H46ZM61 88V87H60ZM134 88V87H133ZM153 88V87H151ZM177 88V87H176ZM182 88V87H181ZM189 88V87H188ZM204 87H202L203 89ZM207 88V87H206ZM209 88V87H208ZM222 88V87H221ZM244 88V86H243ZM1 89V88H0ZM11 89V88H10ZM27 89V88H26ZM41 89H43V87H41ZM57 89V88H56ZM72 89V88H71ZM97 89V88H95ZM130 89V88H128ZM178 89V88H177ZM180 89V88H179ZM186 89V88H185ZM191 89V88H190ZM197 89V88H196ZM211 89V88H210ZM246 89V87H245ZM262 89V88H261ZM15 90V89H14ZM55 90V89H54ZM74 90V89H73ZM105 91H108L107 89H103ZM170 90V89H169ZM192 90V89H191ZM232 90V89H231ZM254 90L255 87H254ZM16 91V90H15ZM75 91V90H74ZM113 91V90H112ZM111 91V92H112ZM128 91V90H127ZM183 91V90H182ZM199 91V90H198ZM203 91L207 92L206 89ZM201 93H204V92ZM213 88H212V92H213ZM245 91V90H243ZM14 92V91H13ZM21 92V91H20ZM34 92V91H33ZM54 92V91H53ZM130 92V91H129ZM139 92V91H138ZM168 92V91H167ZM178 92V90H177ZM215 92V91H214ZM213 92V93H214ZM19 93V92H18ZM80 93V92H79ZM110 93V92H109ZM113 93V92H112ZM141 93V92H140ZM151 93V92H150ZM171 93V92H170ZM168 93V94H170ZM179 93V92H178ZM194 93V92H192ZM200 94V92H198ZM210 93V92H209ZM216 93V92H215ZM8 94V93H6ZM27 94V92H26ZM37 97H38V93ZM33 94V98L34 99V95ZM53 94V93H52ZM56 94V93H55ZM85 94V93H84ZM163 95H165L164 93H162ZM195 94V93H194ZM238 94V93H237ZM253 94V93H252ZM251 94V95H252ZM42 95V94H41ZM45 95V94H44ZM43 95V96H44ZM60 95V94H59ZM94 95V94H93ZM99 95V94H98ZM104 95V94H103ZM146 95V94H145ZM186 95V94H184ZM188 95V94H187ZM189 95H193V94H189ZM196 95V94H195ZM206 95V93H205ZM225 95V94H224ZM235 95V94H234ZM245 95V94H244ZM13 96V95H12ZM77 96V95H76ZM100 96V95H99ZM102 96V95H101ZM106 98V95H104ZM140 96V95H139ZM178 96V95H176ZM183 96V95H182ZM190 96V97H191ZM202 96H204L202 94ZM253 96V95H252ZM98 97V96H97ZM175 97V96H174ZM189 97V98H190ZM200 97V95L198 96ZM208 97V96H207ZM212 97V96H211ZM211 97L209 96V98L211 99ZM220 97V96H219ZM219 97L217 99H219ZM12 98V97H11ZM20 98V97H19ZM22 98V97H21ZM20 98V99H21ZM27 98V97H25ZM40 98V96H39ZM75 98V97H74ZM104 98V97H103ZM112 98V97H111ZM132 98V97H131ZM166 98L165 96L162 97L161 96V102L159 103L161 107L157 106L153 107L154 110H156V112H154L156 115L158 113H162V111H164V107L166 109L167 106L171 105V104H165L164 101L162 102V100ZM186 98V97H185ZM201 98V97H200ZM247 98V97H246ZM249 98V97H248ZM1 99V98H0ZM110 99V98H109ZM113 99V98H112ZM184 99V98H183ZM197 99V96H196ZM203 99V98H202ZM222 99V98H221ZM220 99V100H221ZM228 99V98H227ZM254 99V98H253ZM252 99V100H253ZM26 100V99H25ZM44 101V99H41ZM40 100V101H41ZM83 100V99H82ZM159 100V99H158ZM176 100V99H175ZM178 100H181V98H179ZM178 100H176V102L178 103ZM184 100H188V98L184 99ZM184 100H182L181 102H184ZM191 100V99H190ZM201 100V99H199ZM224 100V99H223ZM229 100V99H228ZM251 100V99H250ZM8 101V100H7ZM6 101V103H8ZM10 101V100H9ZM24 101V98L21 99V102ZM37 101V100H35ZM49 101V100H48ZM167 101V100H165ZM204 102L206 101L205 99L203 100ZM226 101V100H224ZM27 102V101H25ZM29 102V101H28ZM55 102V101H54ZM61 102V101H60ZM87 102V101H86ZM128 102V101H127ZM171 102V100H170ZM175 102V101H174ZM173 102V106L178 105L181 106L180 109L183 111H180L179 108H175L176 112L179 110V112H182V114L186 113V111L184 112L185 108H183L186 105V101L184 102L185 105L182 106L183 103H178L175 105V103ZM180 102V101H179ZM198 102V101H197ZM207 104L209 105V102L206 101ZM223 102V101H222ZM16 103V102H15ZM94 103V102H93ZM163 103V105L161 104ZM191 103V101H190ZM211 103V102H210ZM224 103V102H223ZM256 103V102H255ZM25 104V103H24ZM29 104V103H28ZM31 104V103H30ZM36 103H34V107ZM44 104V103H43ZM56 104V103H53ZM60 104V103H59ZM72 104V102H71ZM196 105L195 100L193 99V105ZM213 104V103H212ZM229 104V103H227ZM226 104V105H227ZM66 105H68L66 103ZM65 105V106H66ZM119 105V104H118ZM127 105V104H126ZM165 105V106H164ZM202 105V104H201ZM221 105V104H220ZM224 105V107L226 106ZM235 105V104H234ZM233 105V106H234ZM244 105V104H243ZM32 106V105H31ZM40 106V105H39ZM42 106V104H41ZM45 106V105H44ZM172 106V105H171ZM197 106V105H196ZM194 106V107H196ZM211 106V105H210ZM217 106V105H215ZM229 106V105H228ZM227 106V107H228ZM245 106V105H244ZM243 106V107H244ZM250 106V105H249ZM251 106L253 107V105L251 104ZM43 107V106H42ZM52 107V106H51ZM58 107V106H57ZM61 107V106H60ZM76 107V106H75ZM132 107V106H131ZM144 107V106H143ZM163 107V108H162ZM189 107V106H188ZM193 107V106H192ZM214 107V106H212ZM246 107V106H245ZM4 108V106H3ZM7 108V106H6ZM28 108V106H27ZM34 108V110H35ZM44 108V107H43ZM47 108V107H46ZM54 108V107H53ZM205 108V107H204ZM230 108V107H229ZM251 108V107H250ZM38 109V108H37ZM36 109V110H37ZM65 109V108H63ZM77 109V108H76ZM98 109V108H97ZM192 110V108H190ZM189 109V110H190ZM199 109V108H198ZM213 109V108H212ZM217 109V107H216ZM1 110V109H0ZM3 110V109H2ZM1 110V111H2ZM8 110V109H7ZM56 110V109H55ZM60 110V109H59ZM67 110V109H66ZM66 110L64 111V113L66 112ZM80 110V108H79ZM131 110V109H129ZM138 110V109H137ZM140 110V109H139ZM153 110V111H154ZM210 110V109H209ZM220 110V109H219ZM219 110H216L219 112ZM262 112H259V116L252 118L251 119H245L244 121H239V114H231L229 113L228 115H232L230 116V119H232L231 121L233 122H229L231 124H228L226 121L225 122V118L227 117H223L221 115H223L225 111L220 110V114L219 116L222 117V119H217L216 123L214 124H210V120H197L194 121L193 115L190 116L191 119H181L179 120V122H174V125L172 123V126L169 127H164L162 128H157L160 129L158 132L159 135H157L155 138L153 139H149V138H145L143 139L141 135V140L140 143H136L134 138L132 137L131 140L132 144L129 145L128 147H126L125 149L122 150V152L118 155H120V157H118V155L116 156L117 158H114V156L111 153L105 154V155H101L98 156V154H93V159L88 162L87 164L85 162V164L81 165V167L79 166L78 170H74V171H78L75 173H68L66 172V177L64 176L62 178L61 175V171L65 169V165L67 164V160L70 159L71 157H73L74 155V148L69 146L72 144L73 141H71V144L69 142V145L67 143V147H65L66 145H64V143L62 142V145H60L62 148V146L64 145V147L62 148V151L59 153V155H57L56 157L51 156V157H45V158H40L36 161H31L30 163H28V154H24L23 150L21 148H19L18 150L14 151V155L16 156V159L13 160L12 162H7L9 160H5L4 158H1L0 156V186L1 188L4 189V191L2 193H0V204H2V202L4 201V199H7L9 197H14L16 198L19 197L20 192H24L22 195L23 198L22 200L25 201L22 203H20V206H15V201H14V205L13 206H9V210H7L8 212L4 213L3 211L1 212L2 214L0 215V264H83L84 262L82 261V263L80 262V260L75 259L74 257H76L77 253L81 254L76 258H79L81 260H87L85 261L84 264H88V260L91 259V252L93 251V254H97V251H103L107 248L110 249V246L112 244H115V248H117L116 251L112 257L117 261L118 264H133V263H137L138 262H143V264H181L180 260H178L180 263H178V261L175 262V260L173 259L172 255L169 254L168 252L165 253L164 250H160V243L163 244L164 241L163 240H170V236H172L173 234L176 235L175 233H177V231L183 229L182 232H184V229L186 227H184L185 225L188 226L187 223H189L188 221V214H190L193 209V207H197L198 210V206H201L202 210H198L197 212L201 211V213H197V215L195 216L193 221V224H195V227H193V230L195 228L194 231H196V228L199 229L200 227H202L203 224L206 223V218L210 217L212 215H214V213H217L218 211L216 210L218 208L219 205H222L221 209L224 207V202L225 199L227 200V198L230 199V197H237L240 194H253L252 196H255V199L253 202H255L254 204L251 203H247L246 205L242 204L243 207L245 206V208L247 209V207H250L248 210H246L245 208L238 206V208L240 209V211H237V207L236 202L234 204L231 203V206L229 204V207L226 206L227 202L225 203L223 211L219 212V214H223L224 216L230 217L229 221H227L228 224H232L235 225L236 228L237 226L241 225L242 223H244L246 221V217L250 219V221L252 220V222L254 221V223L250 222L249 219L246 221L248 222V225H246L247 227H245V229H247L246 231H248L249 225L251 228L252 233H250L248 231V233L243 235L241 232L244 233V228L243 231H238V229L236 231L239 232V235L241 234L242 237H240V239L234 240V238L231 237L230 238H226L228 241H225L224 237H221V239H219L220 241H218V237L216 238V240L213 241L212 237H209V235L206 233L207 231L211 230L208 229L207 231H204L205 234H207L206 236H208L209 238L212 239V242L209 240V242L207 243L208 246L206 248L207 250V256H205V260L203 261H199L198 257L195 259V257H190V263L188 264H261L258 263V260L261 257H264V175L261 176V174L264 173V171H259V173L257 172L255 173V169L253 168L254 165L249 164L247 162V159L245 160L242 155L244 153H247L249 151V149L245 146L248 144H246L247 142H258L259 146H261V149H264L262 146L264 144V132H258V133H254L251 135H245L246 133H241V131H247V128L249 126H253V125H260V126H264V108H260L259 109ZM0 111V112H1ZM4 111H6L4 109ZM3 111V112H4ZM13 111V110H11ZM47 111V109H46ZM48 111H51V109L48 108ZM62 111V110H61ZM81 111V110H80ZM79 111V112H80ZM124 111V110H123ZM132 111V110H131ZM153 111L151 113V118H153L154 116H156L155 114H153ZM188 111V110H187ZM206 111V110H205ZM212 111V110H211ZM215 111V112H216ZM227 111V110H226ZM229 111V110H228ZM245 111V109H244ZM256 111V109L254 110V112ZM14 112V111H13ZM18 112V111H17ZM30 112V110H29ZM43 112V110H42ZM74 112V109H73ZM113 112V111H112ZM128 112V111H126ZM192 112V111H189ZM198 112V111H197ZM204 112V111H203ZM241 112V111H240ZM249 112V111H248ZM5 113V112H4ZM16 113V111H15ZM37 113V112H36ZM53 113V112H52ZM63 113V111H62ZM77 113V112H76ZM201 113V112H200ZM228 113V112H227ZM239 113V111H238ZM23 114V113H20ZM19 114V115H20ZM40 114V112L38 113ZM93 114V113H92ZM100 114V113H99ZM153 114V115H152ZM163 114V113H162ZM168 114V113H167ZM181 114V115H182ZM191 114V113H190ZM189 114V115H190ZM209 114V113H208ZM243 116V113H241ZM256 114V113H255ZM18 115V116H19ZM36 115V114H35ZM78 115V114H77ZM98 115V114H97ZM125 115V114H124ZM130 115V114H129ZM159 115V114H158ZM169 115V114H168ZM180 115V116H181ZM210 115V114H209ZM208 115V116H209ZM250 115V114H249ZM2 116V115H0ZM12 116V114H11ZM17 117V115H15ZM22 116H26L22 115ZM47 116V115H46ZM79 116V115H78ZM77 116V117H78ZM86 116V115H85ZM108 116V115H107ZM111 116V115H110ZM160 116V115H159ZM158 116V117H159ZM164 116V115H163ZM176 116V115H175ZM174 116V117H175ZM185 115H183L184 117ZM203 116V115H202ZM218 116V117H219ZM238 116V117H237ZM10 117V115H9ZM21 117V116H20ZM32 117V116H30ZM76 117V115H75ZM81 117V116H80ZM96 117V116H95ZM138 117V116H137ZM173 117V118H174ZM198 117H199V113H198ZM206 117V116H205ZM220 117V118H221ZM260 117V118H259ZM24 118V117H23ZM55 118V117H54ZM79 118V117H78ZM86 118V117H85ZM147 118V117H146ZM149 118V116H148ZM155 118V117H154ZM177 118V117H176ZM181 117H179L180 119ZM207 118V117H206ZM209 118V117H208ZM241 118V117H240ZM6 119V117H5ZM18 119V118H17ZM26 119V118H25ZM48 119V118H47ZM80 119V118H79ZM90 119V118H88ZM104 119V118H103ZM140 119V118H139ZM156 119V118H155ZM7 120V119H6ZM9 120V119H8ZM7 120V121H8ZM99 120V119H98ZM149 120V119H148ZM162 120V118H161ZM171 120V119H170ZM173 120V119H172ZM171 120V121H172ZM178 121V119H175ZM3 121V120H2ZM72 121V120H71ZM78 121V120H76ZM82 121V120H81ZM80 121V123H81ZM147 121V119H146ZM171 121H168L171 123ZM13 122V121H11ZM149 122V121H148ZM173 122V121H172ZM212 122V121H211ZM3 123V122H2ZM29 123V121H28ZM43 123V122H42ZM63 123V122H61ZM97 123V121H96ZM95 123V124H96ZM155 123V122H154ZM27 124V123H26ZM30 124V123H29ZM85 124V123H84ZM152 124V123H151ZM8 125V124H7ZM7 125L6 128H7ZM22 125V123H21ZM62 125V124H61ZM64 125V124H63ZM62 125V126H63ZM150 125V124H149ZM20 126V124H19ZM31 126V124H30ZM48 126V125H47ZM147 126V125H145ZM153 126V124H152ZM259 126V127H260ZM3 127V126H2ZM33 126H31L32 129ZM64 127V126H63ZM141 127V126H140ZM254 127V126H253ZM29 125H28V129H29ZM60 128V126L58 127ZM57 128V129H58ZM89 128V127H87ZM94 128V127H92ZM99 128V127H98ZM153 127L147 128V129H151ZM9 130L12 129L9 125ZM14 129V128H13ZM30 130V132L35 131V130ZM95 129V128H94ZM102 129V128H101ZM144 129V128H143ZM15 130V129H14ZM54 130V129H53ZM63 130V129H62ZM92 130V129H91ZM105 130V129H104ZM139 130V129H138ZM141 130V129H140ZM27 131V130H26ZM49 131V130H48ZM55 131V130H54ZM67 131V130H66ZM69 131V130H68ZM85 131V132H84ZM87 131H90V128L88 130L83 128V131H81L82 134L86 133ZM107 131V130H106ZM116 131V130H114ZM133 131V130H132ZM132 131L130 133H132ZM153 130H151L150 132H152ZM245 131V132H246ZM260 131V130H259ZM19 132L18 130H15V133ZM25 132V130H24ZM31 132V133H32ZM56 132V131H55ZM70 132V131H69ZM74 132V131H73ZM72 132V133H73ZM84 132V133H83ZM100 132V131H99ZM97 132V133H99ZM149 132V131H148ZM155 132V129H154ZM227 133V137L224 136V134L226 135ZM22 133V132H21ZM21 133L19 135H21ZM35 133V132H34ZM33 133V134H34ZM65 133V132H64ZM80 133V134H81ZM96 132L93 134H97ZM116 133V132H115ZM156 133V132H155ZM228 133H230V135L232 134V137L228 135ZM68 134V133H67ZM81 134V137H82ZM88 134V133H87ZM134 134V133H133ZM153 133H150V135L152 136ZM242 136H241V135ZM244 134V135H243ZM69 135V134H68ZM86 135V134H85ZM85 135L84 138H85ZM92 136V134H89ZM137 135V134H136ZM11 136V135H10ZM10 136H8L10 138ZM31 136V135H30ZM48 136V135H47ZM133 136V135H132ZM154 136V134H153ZM245 137L244 139H242L241 137ZM20 137V136H19ZM78 137V136H76ZM93 137V136H92ZM110 137V136H109ZM24 138V135H23ZM40 138V137H39ZM83 138V139H84ZM125 138V137H124ZM76 139V138H75ZM101 139V138H100ZM41 140V139H39ZM46 140V139H45ZM56 140V139H55ZM73 140V139H71ZM76 139V143H77ZM96 140V139H94ZM99 140V139H98ZM108 140V139H107ZM126 140V139H125ZM2 141V140H1ZM11 141V140H10ZM38 141V140H37ZM82 141V140H81ZM78 141V142H81ZM89 141V140H88ZM93 141V140H92ZM4 142V141H3ZM33 142V139L32 141ZM45 142V141H44ZM125 142V141H124ZM127 142V141H126ZM129 142V141H128ZM6 143V142H5ZM36 143V142H35ZM49 143V142H48ZM58 144V142H56ZM61 143V142H60ZM82 143V142H81ZM262 143V145H261ZM3 144V143H2ZM21 144V143H20ZM27 144V143H26ZM121 144V143H120ZM130 144V142H129ZM4 145V144H3ZM29 146V145H28ZM32 146V145H31ZM69 146V147H68ZM255 146V145H254ZM244 147V150L246 151H242ZM36 148V147H35ZM39 148V147H38ZM44 148V147H43ZM65 148V149H64ZM240 150L239 152H237V150ZM240 148V149H239ZM33 149V147H32ZM257 149V148H255ZM253 149V150H255ZM260 148H258L257 151L252 152L251 150V154L253 153L252 156H263L264 155V150H261ZM76 152V151H75ZM106 152V151H105ZM110 152V151H109ZM118 153V152H117ZM242 153V154H241ZM250 153H248L250 155ZM12 154V155H13ZM247 154V155H248ZM11 155V154H10ZM84 155V154H83ZM30 156V155H29ZM48 156V155H47ZM87 156V155H86ZM90 156V155H89ZM241 157L246 161H242ZM89 158V157H88ZM10 159V158H9ZM241 159V161H240ZM83 160V159H82ZM85 160V159H84ZM75 161V160H74ZM66 162V163H65ZM73 163V161H72ZM32 164H34V169L32 168ZM80 164V163H79ZM264 164V162H263ZM262 164V165H263ZM253 167H252V166ZM261 165V164H260ZM261 165V166H262ZM78 166V165H77ZM76 166V167H77ZM254 170L250 169L251 167ZM36 167V168H35ZM250 167V168H248ZM259 167V166H258ZM71 168H73V166H71ZM70 168V169H71ZM243 168V169H242ZM261 168V167H260ZM242 169V170H240ZM244 169H246L245 171L249 170L250 173L244 172ZM264 169V166H263ZM262 168L260 170H263ZM72 170V169H71ZM242 171V172H239ZM70 171V170H69ZM61 172V173H60ZM242 173V174H240ZM243 173H245V176H241L244 175ZM252 173V175H251ZM60 174V175H58ZM63 174V173H62ZM247 174V175H246ZM60 178L57 180L53 179L55 176ZM258 175V176H257ZM31 176V177H30ZM233 176V179H231V177ZM244 177V179L242 178ZM28 178L29 180L32 181V188L29 187L27 188V190L24 191V189H26V187H24V185H26L25 183L28 182ZM31 178V179H30ZM33 178V179H32ZM50 178V179H49ZM62 178V179H61ZM224 178H228L230 181L229 186L228 184H224V186H228L225 187L227 189H225L223 192L227 193V194H223V192L221 193L219 191L220 185H223L222 180L224 181ZM237 178V179H236ZM47 183H45L46 181ZM42 183V185L40 184ZM225 183V182H224ZM232 183V184H231ZM231 184V185H230ZM28 185V186H29ZM35 185H39V186H35ZM19 186L23 187L20 188ZM27 186V185H26ZM223 186V188H224ZM241 186V188H240ZM23 191H22V190ZM223 190V189H222ZM255 194V195H254ZM21 195V196H22ZM227 195V196H226ZM9 196V197H8ZM243 196V195H242ZM246 195H244L245 197ZM182 197H186L184 201V199L181 201L178 200L179 198ZM251 197V195L249 196ZM13 198V199H14ZM225 198V199H224ZM241 198V197H239ZM247 198V196H246ZM10 199V198H9ZM12 199V200H13ZM147 201H146V200ZM237 199V198H236ZM248 199V198H247ZM19 201V199H17ZM205 200V201H204ZM224 200V202H223ZM235 200V198H234ZM239 200V199H238ZM242 200V199H241ZM245 201V199H243ZM148 201H151L150 204ZM180 203L178 204L177 203ZM186 201H188L186 203ZM237 201V200H236ZM143 202L144 204L142 205H148L146 206V208L142 209L141 212L143 210H145L143 212V216L141 215L142 213L138 215H141L143 218L145 217L146 220H144L140 217L137 216L136 211L134 213H136V218L135 215H129L130 213L128 211V209H137L136 207H140L141 205H137L136 207L134 206L136 203ZM148 202V203H147ZM238 202V201H237ZM241 203H245L240 201ZM5 202H3L2 205H4ZM18 203V204H19ZM147 203V204H145ZM167 203V205H166ZM171 206H169L170 204ZM240 203V204H241ZM17 204V205H18ZM250 206H249V205ZM253 204V205H252ZM0 205V206H2ZM167 207H166V206ZM235 205V207H234ZM248 205V206H247ZM178 208H177V207ZM167 208L169 210L165 211L164 208ZM220 207V206H219ZM232 207H234L235 212H239L238 216L235 214L231 215V213L228 211V209H232ZM4 207H2L3 209ZM140 208H138L137 210H140ZM156 210H155V209ZM190 208H192L190 210ZM133 209V210H134ZM196 209V208H195ZM194 209V210H195ZM243 209V210H242ZM251 209V210H250ZM128 210V211H127ZM132 210V211H133ZM153 213H157L159 214V219L154 218L157 220H159L156 223L159 222H164L165 227L164 231H162V233H160L159 238H162L161 240L158 239V236L154 237L151 234H147L146 235H136L138 238H136V236L134 235L135 233L130 230L129 233L125 231V229H127V227L130 226V224L128 223V221H131L134 217L135 221L138 219L136 223V226L133 224V228H138L141 231H143L145 233V231H149L150 229H152V227L156 224V223H152L154 219H152L151 214L149 216L146 215L148 212H152ZM155 210V211H154ZM164 210V211H163ZM225 210H227L225 212ZM245 210V211H244ZM102 211V213H101ZM104 211V212H103ZM196 211V210H195ZM205 211V212H204ZM232 211L234 212V210L232 209ZM231 211V212H232ZM161 212V213H159ZM167 212V213H166ZM204 212V213H203ZM232 212V213H233ZM243 212V214L241 213ZM99 213L101 216H99ZM166 213V214H164ZM206 213V214H205ZM103 214V215H102ZM162 216H161V215ZM221 214V215H222ZM204 215V216H203ZM134 216V217H132ZM148 216V217H147ZM184 217V219L181 218ZM187 216V217H186ZM161 217V218H160ZM163 217V218H162ZM214 217V216H213ZM221 219L223 218L222 216H220ZM232 217H234V221L232 220ZM151 218V219H150ZM178 218H181L182 221H179L181 219L178 220ZM186 218V219H185ZM214 218H217L216 216ZM258 218V221L255 219ZM191 219V218H190ZM224 219V218H223ZM222 219V220H223ZM140 220V221H139ZM214 220V219H213ZM222 220L220 222H222ZM225 220V219H224ZM232 220V222H231ZM203 221H205L204 223H202ZM211 221V220H210ZM209 223H214V222H210ZM218 220H216L217 222ZM155 222V221H154ZM219 222V221H218ZM225 222V221H224ZM182 223V224H181ZM202 223V224H201ZM191 224V223H189ZM252 224V225H251ZM209 225V224H208ZM207 225V226H208ZM212 225V224H211ZM220 225V224H218ZM224 225V224H223ZM243 225V224H242ZM212 226L215 227V225L213 224ZM227 226V225H226ZM230 227V225H228ZM184 227V228H183ZM205 227V225H204ZM213 227V228H214ZM241 227V226H240ZM244 227V226H243ZM132 228V227H131ZM132 228V229H133ZM180 228V229H179ZM192 228V227H191ZM208 228V227H207ZM221 228H224L221 226ZM249 228V230H250ZM205 229V228H204ZM203 229V230H204ZM218 229V230H217ZM241 229V228H240ZM135 230V229H134ZM215 229H212L211 231H209V233L211 234V232L213 233V235L217 236L216 234H219L222 230L219 232L220 228H216V232L218 231V233H216L214 231ZM231 230V229H230ZM139 231V232H141ZM214 231V232H213ZM226 231V230H225ZM229 231V230H228ZM235 231V230H234ZM245 231V232H246ZM157 232V231H156ZM181 232V233H182ZM203 232V231H202ZM202 232L200 234H202ZM138 233V232H137ZM155 233V232H153ZM178 233L177 235L181 234ZM226 233V232H225ZM250 233V234H249ZM133 234V235H132ZM172 234V235H171ZM198 234V233H197ZM235 234V233H234ZM249 234V235H247ZM195 235V234H193ZM253 236L250 238V236ZM202 236L206 237L205 235L202 234ZM229 236V234H228ZM139 237H141L142 239H139ZM219 237V238H220ZM196 238V237H195ZM214 238V237H213ZM224 238V239H222ZM239 238V237H237ZM249 238V240H248ZM256 240L258 243L255 244V242L253 241ZM76 239H80L78 240L81 241L79 242V244H75L77 243ZM92 239V241H91ZM135 239H139L137 240L138 242L140 240H142V249L140 250H135L134 249H130L131 246V242L135 241ZM198 239V237H197ZM234 241H233V240ZM236 239V238H235ZM251 243L249 244L248 241ZM251 239V240H250ZM159 240V241H158ZM207 240V239H206ZM222 240V241H221ZM231 240V241H229ZM74 241V242H72ZM93 241H96V244H92ZM137 241H135L134 244H138ZM162 241V242H161ZM174 241V240H173ZM246 241V242H245ZM124 244V242H126L124 244V247H127L125 245H127L129 248H124L122 243ZM192 242V241H191ZM207 242V241H206ZM244 242L248 243V247L245 246ZM74 243V244H73ZM88 243H90L91 245L87 247ZM120 243V244H118ZM198 243H200L198 241ZM120 247V249L117 247ZM132 244V245H134ZM201 244V243H200ZM242 244V245H241ZM255 244V245H254ZM155 245L157 247V250L162 251L163 256H165L166 254H168V257H161L160 253L158 254V252H156L158 255H156L153 252V249H155ZM182 245V244H181ZM257 247L256 249H259L256 251H254L252 246ZM258 245V246H257ZM141 246V245H140ZM162 246V245H161ZM169 246V245H168ZM186 246V245H185ZM154 247V248H153ZM201 247V246H200ZM240 247V248H239ZM243 247V248H242ZM246 247V248H245ZM159 248V249H158ZM195 248V247H194ZM238 248V249H237ZM252 248V249H251ZM138 249V248H137ZM203 249V248H202ZM210 249V250H209ZM240 249V250H239ZM242 249V250H241ZM244 249V250H243ZM249 249V250H248ZM112 250V249H111ZM156 250V251H157ZM205 250V251H206ZM237 250L242 251L241 253L238 252L235 253L236 255H234L233 252H237ZM251 250V256L250 254L248 255L249 251ZM108 251V250H106ZM166 251V250H165ZM203 251V250H202ZM95 252V253H94ZM97 252V253H96ZM184 252V251H183ZM189 252V251H188ZM193 253V251H191ZM191 252H189V255H194L196 254L194 252V254H191ZM248 252V253H247ZM256 252V253H255ZM74 253V256L73 254ZM76 253V255H75ZM90 253V254H88ZM185 253V252H184ZM233 253V254H231ZM71 254V255H70ZM88 254L87 258L89 257V259H85L86 255ZM99 254V253H98ZM177 254V253H176ZM186 254V255H188ZM256 254L254 257H252V255ZM69 255L71 258H74L73 260L71 258H69ZM84 255V256H83ZM91 255V256H89ZM82 256V257H81ZM179 256V255H178ZM184 256V255H182ZM249 256V257H248ZM85 257V258H84ZM94 257V256H93ZM180 257V256H179ZM84 258V259H83ZM98 258V257H97ZM162 258V259H161ZM177 258V257H176ZM183 258V257H181ZM193 258V259H192ZM201 258V257H200ZM118 259V260H117ZM189 259V258H187ZM204 259V258H202ZM264 259V258H263ZM74 261V263H70V261ZM77 260V261H75ZM93 260H95L93 258ZM185 260V259H184ZM90 261V260H89ZM261 262H263L262 258L260 260ZM259 261V262H260ZM88 262V263H87ZM91 262V261H90ZM189 262V261H188ZM183 263V262H182ZM186 263V261L184 262ZM106 264V263H105Z\"/></svg>","mask_w":264,"mask_h":264}]
</instances>
